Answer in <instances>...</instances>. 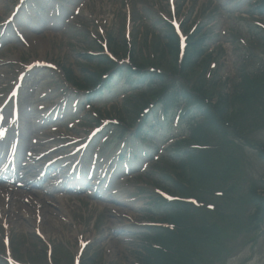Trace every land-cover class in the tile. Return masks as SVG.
I'll return each instance as SVG.
<instances>
[{
	"label": "rangeland",
	"instance_id": "rangeland-1",
	"mask_svg": "<svg viewBox=\"0 0 264 264\" xmlns=\"http://www.w3.org/2000/svg\"><path fill=\"white\" fill-rule=\"evenodd\" d=\"M177 1L183 13L188 12L199 2V5L196 7L198 11L197 16H199L200 10L205 15H212V11L216 9V5L210 0ZM11 3V0L0 1V21L10 12ZM127 6L133 9L132 12L134 11L135 24L133 23L132 25L133 35H137L140 32V26L142 23H145V16L142 15V12L145 14L147 11L146 8L151 9L153 14L156 10L158 13L161 12L162 14L170 16L166 0H96L88 9L89 14L95 19L93 23L97 24L98 22L97 26L90 27L93 29V34L99 37V30L103 29L104 33L115 32V35L121 41L125 32ZM237 20V17L227 16L225 19L220 20L217 28L221 30L228 28ZM93 23L90 25H93ZM81 33H74L68 36L51 35L33 38L35 40H31V47L22 46L18 43H10L2 50L0 56L13 61L18 59L26 61L46 56L49 59L59 62L60 65H73L76 69L77 65L79 67L80 59L78 52L88 48V46L89 49L97 50L96 47H93L95 43L90 42V39H93V37L89 36L88 33ZM228 62H232L231 59H226V63ZM231 68L232 65L225 67L224 70L227 71ZM42 74L44 78L47 75L45 73ZM36 79L32 77L30 82L33 83ZM37 81L42 84V86H38V89L44 87V83L49 85L53 83L52 79H49L48 82ZM39 95L40 91L37 90L35 97ZM246 169L249 178H253L254 176L258 177L264 174V162L261 161L256 153L250 151L248 159H246ZM146 184L149 185L146 186ZM147 190L152 192V183L142 174L140 178L134 180L133 185L126 186L122 189V192L127 197L139 194L141 191L144 192L141 195V199L138 198L127 206L122 203L124 200L123 195H118L114 200L111 199L108 202H96L94 200L75 201L62 205L61 209L46 205V209L42 212L44 221L42 222L43 229L41 231L46 241H49L54 248V254L59 259V264H64V260L68 258V255H70V259L72 256L77 255L79 247L78 240L80 237L88 241L93 240V246L87 248V250L90 248L87 254L88 256L90 254V256L94 257L97 264H135L138 260L137 253L141 252V241L138 238L136 239V237L123 235L122 233L124 232L122 230H128V228L133 227L132 223L134 221L141 222L143 220H150L148 217L151 216H148L143 210L146 207V203H148L147 197L149 192ZM16 203L21 204L19 209ZM0 205H3L1 200ZM23 206L26 205L22 201H16L10 204L9 210L6 211V216L12 229H0V264H6L2 258L5 255L2 237L6 233H9L13 237L12 246L18 258L21 260L28 259L30 261H36L37 258L44 259V254L40 253V251L46 245L40 238L34 235V229H31L32 227L29 221L33 223V218H29L27 221L18 214ZM108 206L112 210H108ZM29 210L30 208L27 207V211ZM123 216H130L132 219ZM124 226H126V229H120V227ZM258 229H260V234H257L256 240L252 243L245 244V234H239L230 243L228 240L227 247H229L230 253L224 255L225 260L223 262L225 264H264V223ZM68 248L72 251L71 254L68 252Z\"/></svg>",
	"mask_w": 264,
	"mask_h": 264
},
{
	"label": "trees",
	"instance_id": "trees-1",
	"mask_svg": "<svg viewBox=\"0 0 264 264\" xmlns=\"http://www.w3.org/2000/svg\"><path fill=\"white\" fill-rule=\"evenodd\" d=\"M175 39L171 38L170 51H173ZM187 59L182 64L183 73L187 69ZM257 84L258 82H252ZM261 87L263 85H260ZM191 92H195V97L199 100L212 99L208 88H203L202 85H195L191 88ZM200 100V101H201ZM231 103L236 101H243L242 96H235L230 99ZM229 100L224 97H220V101L214 105L218 114L210 118L211 125L215 131V134H211L208 127L201 126L197 129L192 139V142L199 145H208L210 148L191 149L190 159L187 162H180L183 167L184 164L189 166V169L194 174L190 178L191 183L204 182L209 184L212 179L220 178L223 181L232 176L231 168L233 165L235 143L230 138V127L238 126L242 119H244V113L242 110L229 111ZM211 105V104H210ZM232 124H231V123ZM235 125V126H234ZM188 146V145H187ZM193 179V180H192ZM178 185V184H177ZM178 188L185 190L184 186L178 185ZM259 198L256 194H254ZM178 214L174 215V220L182 226L180 230L176 232L166 231L157 232L156 240L163 247V250H153V254L156 255L157 264H196L195 260L199 255L197 246L204 243V240L200 236V232H203L207 237L218 236L220 230L215 229L214 225H206L203 222H195L193 217L200 215V211H192L191 207L181 208ZM264 209V201L261 200L258 203V214L260 210ZM192 211L193 215L190 213ZM172 250L173 253L169 254L165 251Z\"/></svg>",
	"mask_w": 264,
	"mask_h": 264
}]
</instances>
